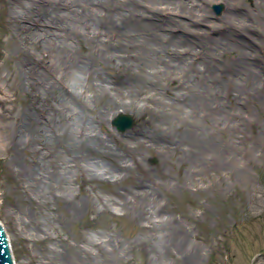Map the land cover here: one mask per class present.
I'll return each mask as SVG.
<instances>
[{
  "label": "rangeland",
  "instance_id": "obj_1",
  "mask_svg": "<svg viewBox=\"0 0 264 264\" xmlns=\"http://www.w3.org/2000/svg\"><path fill=\"white\" fill-rule=\"evenodd\" d=\"M233 4L237 10H243L260 37H264V0H234ZM215 6H221V12L217 13ZM225 7L220 0L208 5L212 20L222 17ZM8 9L9 0H0V222L11 242L16 264H264V41L249 32L243 34L245 39L255 41L260 59L258 80L242 78L239 93L233 83L222 82L225 89L221 98L228 115L219 126L217 117L212 120L217 147L227 150L224 161L213 162L212 155L193 157V150L188 146L197 139L189 135V118L175 109L167 111L159 103L161 98L172 101L170 92L183 84V78L178 77L165 85L163 95L153 99H145L147 91H140L136 106L122 112L134 119L132 127L123 132L112 125L121 112L108 110L106 98L92 101L86 113L96 117L98 133L117 154L114 159L124 158L130 167L110 182L91 181L86 174V181L80 179L85 181L84 186L80 187L79 181L73 184L74 200L54 202L50 208L33 207L22 192L25 179L21 166L31 161L38 163L40 156L31 152L36 141L26 149L15 150L13 144L17 130L24 124V116L32 114L33 109L30 90L21 72L20 60L25 58L10 39L12 25ZM173 16L188 21L185 17ZM198 28L210 29L207 25ZM112 40L116 42L117 36L113 35ZM74 46L79 58H87L94 52L92 44L85 41ZM241 55L240 49L228 51L217 58V64L226 68ZM123 67L120 63L115 69L108 63L99 65L110 80L127 78ZM50 97L54 98L52 94ZM49 104L45 105L47 116L53 114L51 109L55 103ZM167 113L174 119L183 117L185 124L172 125ZM208 113L212 117L213 113ZM243 123L238 133L237 127ZM141 132L167 137L170 144L163 138L160 143L146 140L144 145H138L132 137ZM45 139L41 135L40 142ZM165 145L172 149L167 151ZM42 151L49 153L45 159L47 170L55 173L60 170L65 154L59 152H63V146L56 147L52 142ZM84 154L88 161L95 158L106 165L115 162L95 153ZM152 189L154 202L165 217L163 225L153 219L149 206L153 201ZM125 197L131 203L122 209L117 204ZM74 201L82 204L79 215L72 214ZM100 202L109 205L107 210ZM20 211L26 212L31 227L37 222L51 227L58 242H37L31 237L25 240L16 223ZM162 227H179L178 232H184L187 237L188 251L166 254L158 240L164 239L165 249L170 236L165 232L167 235L161 237ZM86 238L93 240V246L87 245Z\"/></svg>",
  "mask_w": 264,
  "mask_h": 264
},
{
  "label": "bare ground",
  "instance_id": "obj_2",
  "mask_svg": "<svg viewBox=\"0 0 264 264\" xmlns=\"http://www.w3.org/2000/svg\"><path fill=\"white\" fill-rule=\"evenodd\" d=\"M215 1L9 0L10 39L25 58L24 63L22 58L20 60L21 72L30 90L33 109L32 114L24 116V124L17 130L13 144L15 150L26 149L36 141L31 152L40 156L38 163L31 161L21 166L25 179L22 192L27 202L33 207L44 205L50 208L51 203L74 200L73 184L79 181L80 187L84 186L88 179L86 174L91 181L110 182L121 177L130 167L129 161L114 159L117 154L108 140L98 133L96 117L89 116L86 111L92 107V101L106 98L108 110L122 113L136 106L140 91H147L145 99H153L163 95L167 89L165 85L178 77L183 78V84H179L175 92H170L172 101L161 98L159 103L165 110L175 109L189 118V135L197 139L188 146L193 150V157L212 155L213 162L224 161L227 150L217 147L212 120L217 117L219 126L228 115L221 98L225 89L222 82L233 83L239 93L242 78L258 80L257 63L260 59L256 55L255 41L245 39L243 34L249 32L261 41L264 37H260V32L252 26L253 22H249L251 19L243 10H237L234 0H220L226 5L225 13L212 20L207 6ZM173 15L185 17L188 21L177 20ZM199 25H207L210 29L198 28ZM113 35L117 36L116 42L112 40ZM81 41L93 46L94 52L87 58L75 54L74 44ZM235 49L242 51L237 62L226 68L217 64L219 56ZM107 63L112 69L120 63L128 77L110 80L99 68ZM228 91L230 95L229 87ZM1 102L7 103V100ZM51 102L55 103L54 108H50L53 114L44 115L45 105L50 106ZM208 112L213 113L212 117ZM166 116L174 126L180 122L185 124L183 117L179 120L169 113ZM244 125L237 127L238 133ZM41 135L46 137L42 143ZM163 138L170 144L167 137H156L147 132L132 137L138 145H144L146 140L160 143ZM52 142L56 147L57 144L63 146V152L59 154H65L61 160L63 166L56 173L47 170L45 159L49 153L42 151ZM165 147L167 151L172 149L170 145ZM84 152L108 157L115 162L106 165L95 158L88 161ZM151 194L153 201L149 206L153 219L163 225L165 217L154 202L153 189ZM91 202L88 196V203ZM100 203L107 210L109 205ZM130 203L125 197L117 205L124 209ZM73 205L72 214L79 215L81 202L74 201ZM29 219L24 211H20L16 218L19 234L25 240L31 237L37 242H58L51 227L40 222L31 227ZM179 230V227H162L161 237L170 236L166 250L164 239L158 240L166 254L188 251L187 237ZM85 240L87 245L93 246L92 239ZM80 254L85 251L82 249Z\"/></svg>",
  "mask_w": 264,
  "mask_h": 264
},
{
  "label": "water",
  "instance_id": "obj_3",
  "mask_svg": "<svg viewBox=\"0 0 264 264\" xmlns=\"http://www.w3.org/2000/svg\"><path fill=\"white\" fill-rule=\"evenodd\" d=\"M220 12L221 7H215ZM134 119L130 115L120 114L114 121L115 126L119 131L123 132L133 125ZM1 223V222H0ZM0 264H14L10 244L6 232L0 224Z\"/></svg>",
  "mask_w": 264,
  "mask_h": 264
}]
</instances>
